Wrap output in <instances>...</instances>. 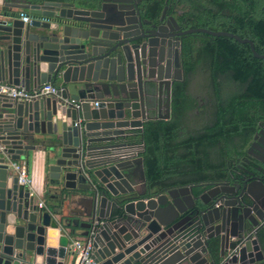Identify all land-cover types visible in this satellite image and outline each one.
<instances>
[{"label":"water","instance_id":"95a60500","mask_svg":"<svg viewBox=\"0 0 264 264\" xmlns=\"http://www.w3.org/2000/svg\"><path fill=\"white\" fill-rule=\"evenodd\" d=\"M134 2L0 0V83L59 90L28 101L0 94V264H75L67 246L76 237L88 239L95 264L257 261L251 247H225L220 234L206 235L211 223L231 226L230 206L216 212L203 199L207 193L193 195L195 186H146L131 137L147 121L169 117L170 84L177 78L160 59L162 45L152 44L162 25L142 20ZM18 13H26L28 23ZM204 33L245 43L206 30L183 35ZM36 149L46 164L40 194L19 184L11 166L28 164ZM43 193L76 207L64 215L58 204L39 206ZM253 217L252 226L264 223V214ZM213 237L217 253L209 245ZM226 237L236 235L231 230Z\"/></svg>","mask_w":264,"mask_h":264},{"label":"flooded vegetation","instance_id":"af4514ba","mask_svg":"<svg viewBox=\"0 0 264 264\" xmlns=\"http://www.w3.org/2000/svg\"><path fill=\"white\" fill-rule=\"evenodd\" d=\"M137 10L142 20L162 25L152 44L162 45L160 59L168 76L177 78L170 84L169 117L159 120L164 181L160 190L175 187V179L187 178L183 173L194 171L191 168H197L203 153H209L212 162L201 173L215 176L192 185V193H207L203 199L216 212L230 206L232 227L229 221L222 227L211 223L206 235L220 234L225 247L231 242L238 249L251 247L254 264H264V223L252 226L253 214H264V102L251 97L246 107L253 111L244 113L249 120L235 125L225 104L230 95L252 94L249 86L254 79L264 94V0H139ZM191 30L245 43L206 33L191 35L194 39L187 41L190 35L183 34ZM174 87L177 96H183L175 105ZM164 101L162 93L161 116ZM215 160L221 167L214 168ZM253 199L263 204L261 210ZM231 230L236 237H226ZM217 241V237L209 241L216 253Z\"/></svg>","mask_w":264,"mask_h":264},{"label":"trees","instance_id":"16d2710c","mask_svg":"<svg viewBox=\"0 0 264 264\" xmlns=\"http://www.w3.org/2000/svg\"><path fill=\"white\" fill-rule=\"evenodd\" d=\"M43 1V0H39ZM45 1H51V0H45ZM187 41H191L194 39L193 36H187ZM259 80L254 79L253 84L249 86V92L252 94H245L244 97L238 96V95H230L228 99L225 101V104L229 108V111L233 112V118H231L230 121H232V125L238 124V122H247L246 120H249L247 116L244 115V113H249L252 108L246 107V105L250 104L252 102L251 97H257L261 98V101L264 102V94L259 91L258 87ZM176 87H174L173 91V98L172 103L175 105L178 102L181 101L182 95L177 96ZM245 99V101H244ZM243 104L245 105L244 108L237 109L235 108L236 105ZM226 121V120H225ZM162 124L161 121H149L143 124L141 131H137L135 136V142L142 145V151H141V158L143 159V173L146 181L147 188H150L152 191H159L158 182L161 181L163 178V158L161 157V138H160V125ZM169 124V123H168ZM132 136V137H134ZM131 137V140H132ZM198 157V156H197ZM221 167L220 160H215L214 162V168ZM168 174V173H166ZM215 175L212 177L210 175H203L198 170V175H196L195 179H192V182H204L207 180H210L211 178H214ZM45 197L47 195H44Z\"/></svg>","mask_w":264,"mask_h":264},{"label":"built area","instance_id":"2783aa9c","mask_svg":"<svg viewBox=\"0 0 264 264\" xmlns=\"http://www.w3.org/2000/svg\"><path fill=\"white\" fill-rule=\"evenodd\" d=\"M18 18L24 25L29 21V16L24 13H18ZM58 91L57 87L53 85L43 84L37 89L25 91L22 87L0 83V94L17 101H28L29 99H35L41 96H55ZM63 103L66 105H74L75 108L79 106L77 103L67 99L63 100ZM93 105L95 106V103ZM11 166L13 172L17 176L18 183L26 188H30V179L27 174V168L17 163H12ZM38 205L41 206V202H39ZM67 247L77 256V264H95L91 258L92 249L88 239L73 240ZM231 255L232 252L230 251L226 258L231 257Z\"/></svg>","mask_w":264,"mask_h":264},{"label":"crops","instance_id":"0c3cea01","mask_svg":"<svg viewBox=\"0 0 264 264\" xmlns=\"http://www.w3.org/2000/svg\"><path fill=\"white\" fill-rule=\"evenodd\" d=\"M26 15V13H24ZM159 121V120H158ZM149 122V121H147ZM145 124V123H144ZM137 131H141V130H134V134L137 132ZM132 142L133 144L135 145V151L137 153V151L139 152L138 153V156H140L141 152L142 151V145L141 144H138L137 142H135V136L132 137ZM207 148V145L204 143V146H203V150ZM209 153H203V156H201V158H199V161H198V166L197 168H191L192 170L194 171H190L189 169L187 171H185L183 174H185L187 176V178L185 179H175L173 180L172 182L175 181V183L177 184L175 187L177 188H180V187H185V186H192L194 184H196V182H192V179H195L196 175H198V170H200V173L202 171V169H205L207 168V165L208 164H211V158L208 156ZM141 157V156H140ZM28 164L27 162H24V160H20V161H17V164L19 165H23L25 166L27 169V174H28V177L30 179V188L33 190V191H37L38 194H40V192H42V189L44 188V183L46 181V164H45V161H44V153L42 150L40 149H36L34 152H32V154L29 156V160H28ZM198 169V170H197ZM197 170V171H196ZM173 175V173H170ZM190 174H192L190 176ZM169 175V174H167ZM167 175H165L166 177H168ZM171 176V175H169ZM163 179H161L160 182H158V186H159V189L163 188V182L162 181ZM163 184V185H162ZM175 187H172V188H175ZM193 187V186H192ZM51 194H47V196L45 197L44 196V193L41 195V198H39V202H43L46 204V202H51L52 204L56 205H60L62 208H63V211H64V215H67L69 213V211H71L72 209H74L76 207V205L74 204H68L67 205V202H62L61 199H58L56 201H50L48 198ZM76 239H81L80 237H76ZM75 238H73V240H76ZM76 256V255H75ZM77 256H76V260H75V264H77Z\"/></svg>","mask_w":264,"mask_h":264}]
</instances>
